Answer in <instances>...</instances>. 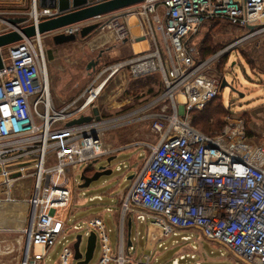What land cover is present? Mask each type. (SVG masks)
I'll list each match as a JSON object with an SVG mask.
<instances>
[{"label":"built area","instance_id":"obj_1","mask_svg":"<svg viewBox=\"0 0 264 264\" xmlns=\"http://www.w3.org/2000/svg\"><path fill=\"white\" fill-rule=\"evenodd\" d=\"M104 1L86 0L84 6ZM28 15L25 22L0 30V34L20 31L23 26L36 27L61 12L32 0ZM132 16L140 30L136 40H146L147 48L104 63L100 69L98 62L81 93L56 106L43 38L60 33L77 37L83 26L97 22L96 30L104 33L107 42L134 40L129 25ZM214 20L245 32L201 59L198 35ZM262 31L264 0H144L51 32L22 35L19 41L1 48L0 201L12 199L17 180L26 176L33 180L27 200L29 219L19 229L25 235L20 264H39L60 242L59 264H81L74 258L75 239L69 242L67 219L62 217L71 199L68 182L72 167L83 166L84 172L95 160L115 154L120 148L107 145L105 133L133 123L147 124V137L153 136L154 143H133L143 144L150 154L122 196L115 253L108 240L109 229L100 217L86 221L84 228L70 226L82 237L95 232L100 257L94 264H153L150 256L130 255L136 249L132 241L126 245V215L137 222H150L160 229L161 238L188 231L189 235L181 236L187 241L200 234L246 264H264V140L254 143L243 121L231 116L220 131L210 134L191 125V111L201 110L219 94L222 76L214 70L219 59ZM4 48L6 52H2ZM124 74L134 82L147 78H159L160 82L129 98H121L122 88L103 112L96 104L102 90ZM143 94L148 97L138 99L137 107L114 116L103 114L126 107ZM93 109L98 110V119ZM81 116L91 119L67 125ZM35 245L41 246V253L32 252ZM186 257L182 254L171 264H183Z\"/></svg>","mask_w":264,"mask_h":264},{"label":"rangeland","instance_id":"obj_2","mask_svg":"<svg viewBox=\"0 0 264 264\" xmlns=\"http://www.w3.org/2000/svg\"><path fill=\"white\" fill-rule=\"evenodd\" d=\"M31 4L32 0H0V30L9 28L12 24L7 19L19 17L17 14L28 18ZM109 17V15L105 16L102 20L105 21ZM211 25L212 22L206 24L199 32L198 42H200L201 48L209 33L214 44H218V51L245 32V29L232 27L224 22H218V25H215V29L212 30L210 29ZM52 38L53 36L48 34L45 39L43 38V43L51 97L56 106H61L63 102L69 101L89 83L91 73L88 74L86 66L90 60L96 58L100 50L105 51L99 60L100 66H97L99 69L104 63L125 58L131 53L129 43L121 45L116 42L114 45L113 42H106V36L104 33H100V30L92 32L85 38L77 36L75 41L60 45H55ZM142 44L143 48H147L146 41ZM142 47L138 45V50ZM107 48L110 49L107 50ZM138 50L135 49V51ZM2 52H6V49L4 48ZM200 52H202V49ZM240 52L246 54L247 59L252 60V62L249 63ZM224 56H227V58L221 68L222 71L218 70L220 62L215 65L214 70L218 74L222 72V78L225 79L227 86L219 90L218 95L220 98L215 100L213 104L222 101L228 110V113L222 117V126L226 123L228 116L241 119L247 135L251 138L250 140L259 144L264 140V31L245 41L237 49H232ZM134 81L126 77L125 74L115 77L106 85L105 89L108 88L102 90L96 104L100 108L101 103L106 99L111 97L110 100L112 101L115 95L121 92L122 88L125 91L121 98H129L131 95L134 96L136 93L146 91V88L153 84L157 87L158 82H160L159 78L157 80L147 78L138 82ZM127 82L130 84H127ZM146 97L148 95L143 94L141 97L129 102L126 105V107L131 106L129 108L124 106L113 108L106 110L107 112L103 114L107 117L118 115L137 107L139 104L138 99ZM108 102L110 101L107 100L106 103ZM147 129V124L138 125V123H133L119 129L107 131L105 133L106 140L111 141L116 147H125V149H121L114 154L115 158L110 165L113 171L110 175L100 177L82 190L87 197L103 194L104 199L102 201H88L87 197L84 199L80 190L79 194L76 193L77 198L73 203L74 214L70 210L68 212V209L62 211V214L69 213L70 223H77L82 228H84L87 218L100 217L109 229L108 240L114 253L119 245L120 202L122 196L126 194L127 189L147 159V155L150 154L149 148L143 144L133 145V143L145 141L154 143L153 136L147 137ZM248 131L252 133L249 135ZM106 158L98 159L94 168L85 169L84 172L91 175L95 169L107 164ZM117 166H119V169H117ZM82 169L83 166L72 167L73 173L69 177V181H73L74 173H76V178L80 180ZM129 176H132V178L130 179ZM32 188L33 180L30 176L17 180L13 186L11 198L14 201H25L26 205L23 203L18 205L4 203L0 207V220H10L9 223L0 225V264H20L25 235L19 229L23 226V221L26 222L29 219L30 206L27 204V200L31 196ZM108 207L111 208V211H105ZM18 212H21V214ZM125 218H129V216L126 215ZM16 227L19 229H16ZM77 234L81 233L70 232L68 235L69 242H72ZM182 234L181 232L177 236L172 235L169 238L161 239L160 229L156 226L150 222H136L133 220L131 238L136 250L132 249L130 255H135L137 258L150 256L151 260L154 261L153 264H171L172 260L179 257L181 253L187 254V257L182 260L183 264H193L196 261L201 264H246L237 255L227 251L221 244L212 242L200 234H193L190 241H184L181 238ZM154 235L156 238H153ZM86 241L87 236L83 235L80 243L81 252H85ZM61 249L62 243H56L50 248L44 261H40L39 264H59ZM32 252L41 253V246H33ZM192 254L194 255L193 258L190 257ZM99 256L100 244L97 238L93 257L87 264H94Z\"/></svg>","mask_w":264,"mask_h":264},{"label":"water","instance_id":"obj_3","mask_svg":"<svg viewBox=\"0 0 264 264\" xmlns=\"http://www.w3.org/2000/svg\"><path fill=\"white\" fill-rule=\"evenodd\" d=\"M144 0H107L95 5L91 6H84L86 0H38V5L41 7H50V8H57L61 15L42 21L38 23L35 27L34 25L23 26L20 28V31L17 30H10L7 32H3L0 34V69L3 66L1 48L8 46L12 43L19 41L22 38V35L26 37H30L35 35L36 33L42 34L54 31L61 27L74 24L77 22H81L87 19L94 18L96 16L105 15L108 13H112L115 11H119L130 6H133L137 3H140ZM27 17H14L8 18L7 21L10 22L12 25H18L25 22ZM97 23L88 24L83 26L80 30L79 36L81 38H85L90 35L92 32L96 31ZM77 37L73 34H55L53 35V43L55 45H60L68 42L75 41ZM127 40H123L121 43H125ZM110 48H107L109 50ZM105 50H100L96 58L90 60L86 66V70L88 73H92L95 69L96 65L98 64L102 53ZM233 64V63H232ZM227 86V83L224 78L221 80L220 89H223ZM93 113L95 118L98 119V110L93 109ZM91 119V116H81L78 119L71 120L67 123V125L72 124H80L82 122H87ZM115 158V155L109 156L106 158L107 164L105 166H100L99 168L95 169V171L91 175H87L85 172L80 174V180L82 181L80 184V188L88 187L92 182L97 181L102 176H107L112 173L111 162ZM97 163V160L94 161V165H90L88 168H94ZM87 168V169H88ZM131 179L132 176H129ZM131 218L129 217L127 220V246L131 245ZM82 241V235L77 234L75 236V242L73 244L74 247V258L81 264H87L91 258L93 257V253L96 246V234L95 232H91L87 236L86 241V248L85 252L82 253L80 250V243Z\"/></svg>","mask_w":264,"mask_h":264},{"label":"trees","instance_id":"obj_4","mask_svg":"<svg viewBox=\"0 0 264 264\" xmlns=\"http://www.w3.org/2000/svg\"><path fill=\"white\" fill-rule=\"evenodd\" d=\"M218 20H214L212 21V25L210 27V29L212 30L215 25L217 26L218 25ZM215 29V28H214ZM218 44H214L213 40L210 38V33L207 34V38L204 40V45L203 47L201 48L200 46V51L202 49V52H200V57L201 59H206L208 58L209 56H211L213 53H215L218 49ZM240 54L250 63L252 62V60L250 59H247L246 57V54H244L243 52H240ZM226 58L227 56H222L221 57V60L219 61L220 65L218 67V70H221L223 64L225 63L226 61ZM222 71V70H221ZM222 73V72H221ZM220 74V76H222ZM108 88V87H107ZM106 88V89H107ZM105 89V90H106ZM220 97L219 95L214 98L213 100H211L209 103H207L204 107L205 108H202L201 110H192L191 111V116H192V119H191V125L201 131L202 133L204 134H210L212 132H215V131H220L221 128L223 127V121H222V117L224 116V114L228 113V110L227 108L223 105L222 101H218L216 102L215 104L214 101L215 100H218ZM102 99V98H101ZM128 108L131 107V106H127ZM126 107V108H127ZM125 108V109H126ZM221 126V128H220ZM220 128V129H218ZM215 129H218V130H215ZM215 130V131H213ZM252 132L251 131H248V134L250 135Z\"/></svg>","mask_w":264,"mask_h":264},{"label":"crops","instance_id":"obj_5","mask_svg":"<svg viewBox=\"0 0 264 264\" xmlns=\"http://www.w3.org/2000/svg\"><path fill=\"white\" fill-rule=\"evenodd\" d=\"M135 24V26L134 27H136L137 25H136V23H134ZM138 27V26H137ZM131 31H132V28H131ZM135 32H133L132 31V37L134 38V40H132L131 38H129L125 43H129L130 44V51H131V53H130V55L129 56H131L132 54H133V52L135 51V48H134V44H138L140 47H142L143 46V42L144 41H146V40H141V39H138V40H136L137 38H139V37H136V36H138V34L140 33V30H139V28H138V30H137V33H135ZM134 35V36H133ZM105 39V38H104ZM106 42H107V38H106ZM118 43H120L121 45H123V44H125V43H121V42H118ZM116 43H114V45H115ZM143 48V47H142ZM142 48H140V49H142ZM139 49V50H140ZM129 56H127V57H129ZM126 58V57H125ZM122 59V58H121ZM119 60V59H118ZM116 61V60H115ZM97 66V65H96ZM91 72V71H90ZM90 72L88 73V74H90ZM81 92L79 91L78 93H77V95L78 94H80ZM77 95H75V96H77ZM111 98V97H110ZM110 98H108V99H106L105 101L107 102V100L108 101H110ZM102 102V99H101V106H100V110H102L103 112L105 111V108H106V106H108V103H106V102ZM105 142L107 143V145H109V146H113V147H116L111 141H107L106 140V138H105ZM117 147H119L120 148V150L121 149H125V147H120V146H117ZM114 155V154H113ZM112 156V155H111ZM118 167V166H117ZM117 169H119V168H117ZM73 173V172H72ZM72 173H71V175H72ZM81 173H83V172H81ZM80 173V174H81ZM74 175V177L73 178H76V173H74L73 174ZM77 179V178H76ZM81 180H78L77 179V183L76 182H74V180L73 181H69L68 182V187L71 189V199H70V202H69V204H68V206L65 208V210H67L68 212H69V210L70 211H72V214H74V212H75V210L73 209V203L75 202V200H76V198H77V194H79L78 192L81 190H83V188H80V184H81ZM77 193V194H76ZM82 195L84 196V199H85V197H87L86 196V194L84 193V191H82ZM100 197V198H99ZM104 199V195L103 194H95V195H92V196H88L87 197V200L88 201H95V200H98V201H102ZM2 205H4V200L2 201H0V207L2 206ZM105 211H107V208L105 209ZM68 214L69 213H67V214H62L63 216L62 217H65L67 220V231H66V233L68 234V233H70V232H72V229H71V227L70 226H72V225H74V224H77V223H70L69 222V218H68ZM95 217V216H94ZM126 217V216H125ZM91 218H93V217H90V218H87L86 220H85V222L86 221H88L89 219H91ZM120 218H121V214H120ZM127 220H128V218H125V222H124V230H125V233H126V235H125V241H126V245H127ZM9 219L8 220H6V219H4V221L3 220H0V225H4V224H7V223H9ZM131 222H133V220L131 221ZM137 222V221H136ZM10 223H13V222H10ZM131 227H132V225H131ZM16 229H19V228H17L16 227ZM182 235H189L190 233L188 232V231H182ZM156 238V236L154 235L153 236V238ZM130 238H131V235H130ZM162 239V238H161ZM191 240V238L189 239V240H187V241H190ZM131 241H132V238H131ZM185 241V240H184ZM132 243H133V241H132ZM134 244V243H133ZM84 253V252H83ZM180 255H182V253L180 254ZM179 255V256H180ZM184 255V254H183ZM100 257V256H99ZM176 258H179V257H176ZM185 259V258H184ZM183 259V260H184Z\"/></svg>","mask_w":264,"mask_h":264},{"label":"bare ground","instance_id":"obj_6","mask_svg":"<svg viewBox=\"0 0 264 264\" xmlns=\"http://www.w3.org/2000/svg\"><path fill=\"white\" fill-rule=\"evenodd\" d=\"M134 23H136V18L134 16H132V17L129 18V25H131L132 31L135 32V33H137L138 27L137 26L134 27L135 26ZM134 48L136 50H138V45L137 44H134ZM4 203H6V204H17L18 205V204H22V203L25 204V201H14L13 199H10V200L4 201ZM18 213L21 214V212H18Z\"/></svg>","mask_w":264,"mask_h":264}]
</instances>
